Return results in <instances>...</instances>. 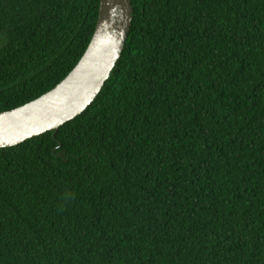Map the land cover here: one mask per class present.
<instances>
[{"label":"trees","instance_id":"obj_1","mask_svg":"<svg viewBox=\"0 0 264 264\" xmlns=\"http://www.w3.org/2000/svg\"><path fill=\"white\" fill-rule=\"evenodd\" d=\"M99 97L0 150V264H264V0H132ZM100 0H0V114L52 91Z\"/></svg>","mask_w":264,"mask_h":264},{"label":"water","instance_id":"obj_2","mask_svg":"<svg viewBox=\"0 0 264 264\" xmlns=\"http://www.w3.org/2000/svg\"><path fill=\"white\" fill-rule=\"evenodd\" d=\"M132 0H100L93 39L70 75L52 91L0 114V150L49 132L58 133L99 97L125 49L132 28Z\"/></svg>","mask_w":264,"mask_h":264}]
</instances>
